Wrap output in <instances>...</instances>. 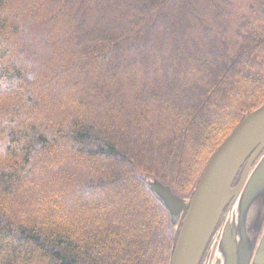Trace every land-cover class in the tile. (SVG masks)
<instances>
[{"label": "trees", "instance_id": "obj_1", "mask_svg": "<svg viewBox=\"0 0 264 264\" xmlns=\"http://www.w3.org/2000/svg\"><path fill=\"white\" fill-rule=\"evenodd\" d=\"M263 103L264 0H0V264H170L147 177Z\"/></svg>", "mask_w": 264, "mask_h": 264}, {"label": "water", "instance_id": "obj_2", "mask_svg": "<svg viewBox=\"0 0 264 264\" xmlns=\"http://www.w3.org/2000/svg\"><path fill=\"white\" fill-rule=\"evenodd\" d=\"M263 152L264 103L218 147L191 199L178 194L170 184L147 177L148 186L168 209L175 228L170 264H200L222 215L237 203V220L226 227L220 252L224 264L250 263L257 234L264 226ZM242 169L241 181L235 186Z\"/></svg>", "mask_w": 264, "mask_h": 264}, {"label": "flooded vegetation", "instance_id": "obj_3", "mask_svg": "<svg viewBox=\"0 0 264 264\" xmlns=\"http://www.w3.org/2000/svg\"><path fill=\"white\" fill-rule=\"evenodd\" d=\"M264 154V152L260 155V157ZM260 157L258 159H260ZM255 166V164H254ZM244 169L239 173L236 181L235 186L238 185L241 181L243 176ZM238 203L234 206L233 210H226L221 217V220L218 224L216 232L206 249L204 257L200 264H224L225 259L220 252V243L223 237L224 231L226 230L227 226L233 224L235 220H237L236 208ZM264 225V224H263ZM255 260L257 264H264V226L262 230L257 234L255 250L252 254L251 261L249 264H255Z\"/></svg>", "mask_w": 264, "mask_h": 264}]
</instances>
